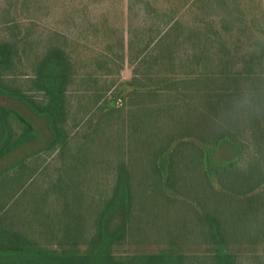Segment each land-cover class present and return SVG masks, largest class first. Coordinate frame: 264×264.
Returning <instances> with one entry per match:
<instances>
[{"label":"rangeland","instance_id":"rangeland-1","mask_svg":"<svg viewBox=\"0 0 264 264\" xmlns=\"http://www.w3.org/2000/svg\"><path fill=\"white\" fill-rule=\"evenodd\" d=\"M0 40L9 45L0 63V105L16 98L42 112L57 141L0 188V264H80L79 257L104 264L109 256L139 263L149 255L209 253L259 256L241 264H264V230L258 241L238 244L176 235L184 209L167 202L175 186L151 199L155 184L147 178L153 155L166 176L181 142L200 144V128H180L188 116L205 119V132L220 133L218 116L226 103L212 110V92L235 97L237 88L251 86L264 95V0H0ZM114 109L125 117L128 153L122 163L118 156L98 155L94 146L106 136L102 132L96 144L85 145L100 117ZM115 124L114 134L122 127ZM228 126L226 139L241 140L248 151L254 129L264 151V109ZM23 134L14 118L0 112V148ZM84 148L86 154L93 148L101 163L79 166L78 191L98 206L121 188L114 207H124L125 229L113 235L67 228L58 188L69 182L68 157ZM176 166L179 181H186L190 172ZM131 188L145 193L130 199ZM7 201L12 203L5 208Z\"/></svg>","mask_w":264,"mask_h":264},{"label":"trees","instance_id":"trees-1","mask_svg":"<svg viewBox=\"0 0 264 264\" xmlns=\"http://www.w3.org/2000/svg\"><path fill=\"white\" fill-rule=\"evenodd\" d=\"M8 47V43L0 40V63L7 60ZM181 87L179 86V89ZM184 91L182 88L181 93ZM81 92L91 93L97 99V103L102 100L101 94L95 90L85 89ZM240 92L241 89L237 88L235 96ZM211 95L214 101L211 103L208 100V103L212 110L233 98L231 95L224 96L218 91L212 92ZM8 101L9 104L0 105V112L7 118H14L24 129V134L15 144L9 141L0 148V166L4 165L3 169L0 168V188L7 187L6 184L13 179L15 181L14 177L18 179L17 177L22 175L19 173L20 169L27 165L34 155L57 142L54 124L48 116L34 111L16 98H9ZM87 118L86 123H91V119ZM204 120L188 116L181 123L182 130L196 131L200 128L196 133L200 144H196L193 140L181 142V145L171 153L170 168L166 176H163L162 169L158 166V155L152 156V170L147 175L149 176L147 178L155 184L151 199L167 196L168 189L175 186L176 195H173L171 202L170 200L167 202L172 204L178 202L179 207L184 209L176 220V235L195 236L207 242H212L219 237L225 244L258 241L261 231L264 230V151L259 148L262 139H259L253 129L251 132L253 137L250 138V146L253 150L248 151L243 149L244 142L241 140L226 139L225 131L229 128V124H221L219 134H210L205 132L207 124ZM115 123L122 126L121 132L116 134L113 133ZM92 130V135L86 137L85 145L95 143L96 136L102 132L106 136L98 138V145H96L98 147L94 146L99 149L98 155L101 153L107 157L112 155L125 159L128 149L126 148L125 117L121 110L114 109L106 112ZM189 135L194 136L190 133ZM85 150L86 148L79 149L73 156L68 157L67 163L73 166L67 168L69 182L63 183L58 188V199L61 203L63 202V213L69 218L67 228L77 230L78 225L82 227L80 229L95 227L98 231H106L113 235L120 229H125L124 207L119 206L116 210V206L114 207L118 196L121 195V188L116 186L112 199L105 202L101 199V205L98 206L97 201L88 199L85 192L78 191L79 181L76 173L81 170L79 166L101 163L93 156V148L87 150L88 154ZM111 150L113 152L109 153ZM207 159H210L209 165H207ZM180 164H183L184 168L190 172L186 181H179L183 178L176 174V165ZM22 180L25 182L27 179ZM135 192L139 195L136 196L137 199H141L145 193L142 191L139 194L137 188H131L130 199L135 198ZM11 203L7 201L5 208L10 207ZM93 211L96 215L94 218H92ZM81 212L84 213L81 214ZM245 259L251 262L261 258L237 253L149 255L141 258L138 263L136 258L129 256H109L104 264H241ZM76 260L80 264H86L90 257H79Z\"/></svg>","mask_w":264,"mask_h":264},{"label":"clouds","instance_id":"clouds-1","mask_svg":"<svg viewBox=\"0 0 264 264\" xmlns=\"http://www.w3.org/2000/svg\"><path fill=\"white\" fill-rule=\"evenodd\" d=\"M264 109V95L251 86L231 98L218 116L225 124H242L251 119L258 110Z\"/></svg>","mask_w":264,"mask_h":264}]
</instances>
